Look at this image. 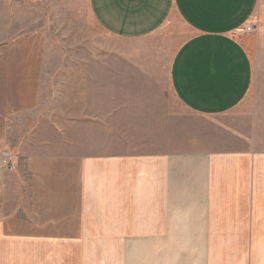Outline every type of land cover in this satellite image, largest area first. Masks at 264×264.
Wrapping results in <instances>:
<instances>
[{"label":"crops","instance_id":"0c3cea01","mask_svg":"<svg viewBox=\"0 0 264 264\" xmlns=\"http://www.w3.org/2000/svg\"><path fill=\"white\" fill-rule=\"evenodd\" d=\"M258 3L87 0L116 38L163 33L145 69L134 65L144 56L118 57L133 68L124 77H146L115 91L146 93V147L84 156L72 179L83 194L53 189L59 201L47 220L4 212L0 158V264H264V71L258 79L244 31ZM162 78L199 123L168 107ZM115 141L131 139L116 133ZM38 196L34 206H46Z\"/></svg>","mask_w":264,"mask_h":264},{"label":"rangeland","instance_id":"374dc122","mask_svg":"<svg viewBox=\"0 0 264 264\" xmlns=\"http://www.w3.org/2000/svg\"><path fill=\"white\" fill-rule=\"evenodd\" d=\"M252 24L254 31L247 33L260 79L264 71V0H259ZM159 34L163 35L157 32L140 40L116 38L94 20L87 0H0V158L7 186L4 212L15 215L16 220L20 213H37L47 220L55 207L52 203L58 200L52 190L62 185L75 187L72 179L79 178L84 156L146 147V124H142L146 93H140L142 88L134 94L115 92L117 85H125L122 89L132 82L145 85L146 77H124V71L133 68L118 57L144 56L140 58L144 61L134 65L140 69L142 64L145 69L146 52H157ZM160 85L168 107L182 111L192 124L200 122L177 103L165 78ZM132 104L134 110L125 109ZM214 131V141L221 143L222 130L215 127ZM116 133L131 141L117 143ZM140 138L144 141L137 143ZM35 190L46 206H34ZM78 199L82 198L72 200L75 206Z\"/></svg>","mask_w":264,"mask_h":264},{"label":"built area","instance_id":"2783aa9c","mask_svg":"<svg viewBox=\"0 0 264 264\" xmlns=\"http://www.w3.org/2000/svg\"><path fill=\"white\" fill-rule=\"evenodd\" d=\"M255 29V26L253 24H249L244 28L245 32H253Z\"/></svg>","mask_w":264,"mask_h":264}]
</instances>
